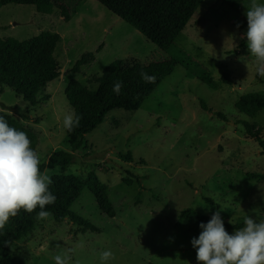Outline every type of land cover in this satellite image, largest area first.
<instances>
[{"label":"rangeland","instance_id":"rangeland-1","mask_svg":"<svg viewBox=\"0 0 264 264\" xmlns=\"http://www.w3.org/2000/svg\"><path fill=\"white\" fill-rule=\"evenodd\" d=\"M66 1L69 22L59 11L41 14L31 5L0 6V38L26 40L45 30L61 35L55 52L61 76L40 93L36 106L0 84V110L37 133L41 163L55 151L72 152L63 128L65 113L72 111L65 93L71 80L96 89L95 79L117 59L147 63L170 57L97 0ZM232 1L236 3L205 0L178 43L216 77L227 74L234 85L214 90L178 65L139 110L110 111L87 135L85 147L75 152L76 163L66 171L46 170L50 177L72 173L82 178L96 171L109 186L116 216L104 214L94 194L85 189L72 209L101 232L82 233L70 218L57 222L51 215L17 240L14 264H56L53 257L66 253L71 256L68 264H101L100 254L107 250L114 253L108 264H197L191 240L199 237L200 223L192 219L178 225L183 210L193 208L211 217L222 209L223 221L231 223L245 216L264 219L263 147L247 135L244 124L250 121L264 139V110L251 117L235 106L241 94L264 91V77L248 52L243 35L247 28L236 26L247 21L250 0L240 5ZM89 52L95 53V60L75 72L76 62ZM217 112L225 113L227 120ZM129 154L133 160L123 157ZM135 175L142 178L140 183ZM125 178L135 183L127 185Z\"/></svg>","mask_w":264,"mask_h":264},{"label":"trees","instance_id":"trees-1","mask_svg":"<svg viewBox=\"0 0 264 264\" xmlns=\"http://www.w3.org/2000/svg\"><path fill=\"white\" fill-rule=\"evenodd\" d=\"M108 10L128 22L139 30L148 40L156 44L163 51L170 54L168 59L144 63L139 59H117L105 68L101 77L95 79L96 89H91L78 79H73L66 88V96L72 110L81 116L79 126L72 132H67L72 152L65 150L55 151L47 163H41L40 169L60 167L63 171L76 163L75 152L86 145L87 135L102 124L108 113L113 109L129 111L139 110L158 86L170 76L178 65L190 70L203 83L214 90H220L224 85H233L234 81L224 74L216 77L213 72L199 60L188 53L179 43L178 38L187 24L192 20L197 9L205 0H97ZM242 0L232 1L240 5ZM8 4L35 6L41 14H54L59 11L66 22L71 20V10L66 0H0V6ZM247 21L239 24L245 28ZM61 35L51 30L26 39L15 37L0 38V84L16 92L24 101L36 106L39 103L40 93L48 84L61 76L59 61L55 56ZM96 58L94 52L82 56L74 67L79 72L82 66L88 65ZM156 77L155 83H146L140 73ZM121 81L122 88L119 95L113 91L114 82ZM207 104L203 108L208 110ZM240 113L255 116L264 110V91H252L240 95L235 104ZM9 125L17 130L24 131L30 140V147L37 152L39 137L37 133L11 114L0 110ZM217 116L226 121L227 115L217 112ZM247 135L256 139L263 147L264 139L252 129L250 121H244ZM133 160L131 154L123 156ZM138 183L141 177L135 175ZM50 191L55 195L54 204L47 205L45 210L50 211L57 222L70 218L73 224L79 227L80 232L100 233L101 229L95 223L81 214L73 211L72 206L85 189H89L98 202L101 211L109 217H115L117 212L109 195V186L101 180L96 171H91L87 178L76 174H56L51 177ZM127 185L135 182L132 179L123 180ZM212 204L213 200L206 198ZM39 206L27 213L24 209L16 217H10L3 230H0V264H14L15 254L13 246L21 237L29 234L36 228V215ZM196 219L205 224L211 217L198 212L193 208L183 210L177 224ZM244 221V220H243ZM243 221L229 223L223 221L225 229L236 230L243 227ZM5 241L9 243L6 245ZM148 264H156L149 262Z\"/></svg>","mask_w":264,"mask_h":264},{"label":"clouds","instance_id":"clouds-1","mask_svg":"<svg viewBox=\"0 0 264 264\" xmlns=\"http://www.w3.org/2000/svg\"><path fill=\"white\" fill-rule=\"evenodd\" d=\"M247 18L246 37L248 52L257 61V73L264 77V3L250 0L244 13ZM239 27V24L236 25ZM242 59V58H241ZM146 83H155L156 77L140 73ZM122 82L116 81L113 91L119 95ZM81 116L74 110L65 113L63 128L72 132L79 126ZM41 159L30 147L27 133L9 125L0 115V230L10 217H16L21 209L32 213L37 206V220H45L52 213L45 207L54 204L56 197L50 191L51 177L47 170L41 171ZM222 209L215 211L205 224L201 222L199 237H193L192 247L196 250L197 264H264V219L259 221L245 216L243 227L229 234L221 217ZM231 223V219L229 220ZM9 242L5 241L7 245ZM114 258L111 250L100 254L101 264ZM56 264H68L71 256L55 255Z\"/></svg>","mask_w":264,"mask_h":264},{"label":"crops","instance_id":"crops-1","mask_svg":"<svg viewBox=\"0 0 264 264\" xmlns=\"http://www.w3.org/2000/svg\"><path fill=\"white\" fill-rule=\"evenodd\" d=\"M203 24H205V22L202 23V25H203ZM245 28H247V26H246ZM210 70H211V69H210ZM213 74H214V73H213ZM231 79H232V78H231ZM232 80H233V79H232ZM233 85H234V84H233ZM158 87H159V86H158ZM250 92H252V91H250ZM153 93H154V92H153ZM246 93H249V92H246ZM244 94H245V93H244ZM241 95H242V94H241ZM239 97H240V96H239ZM239 97H238V98H239ZM237 100H238V99H237ZM237 100H236V101H237ZM235 104H236V102H235ZM256 115H257V114H256Z\"/></svg>","mask_w":264,"mask_h":264},{"label":"bare ground","instance_id":"bare-ground-1","mask_svg":"<svg viewBox=\"0 0 264 264\" xmlns=\"http://www.w3.org/2000/svg\"><path fill=\"white\" fill-rule=\"evenodd\" d=\"M104 6V5H103ZM105 7V6H104Z\"/></svg>","mask_w":264,"mask_h":264}]
</instances>
